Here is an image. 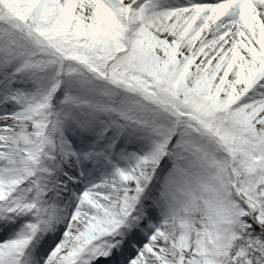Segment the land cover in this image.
I'll list each match as a JSON object with an SVG mask.
<instances>
[{"label": "snow or ice", "instance_id": "snow-or-ice-1", "mask_svg": "<svg viewBox=\"0 0 264 264\" xmlns=\"http://www.w3.org/2000/svg\"><path fill=\"white\" fill-rule=\"evenodd\" d=\"M0 264H264V0H0Z\"/></svg>", "mask_w": 264, "mask_h": 264}]
</instances>
